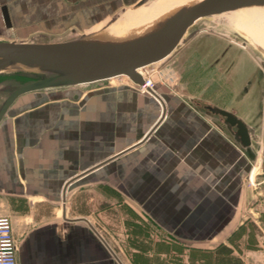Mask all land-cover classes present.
Wrapping results in <instances>:
<instances>
[{
    "label": "crops",
    "instance_id": "obj_1",
    "mask_svg": "<svg viewBox=\"0 0 264 264\" xmlns=\"http://www.w3.org/2000/svg\"><path fill=\"white\" fill-rule=\"evenodd\" d=\"M124 1L0 0V30L12 35L18 28L43 35L71 27L88 31ZM224 58L208 68L215 100L203 92H177L169 84L158 87L164 112L157 100L123 84H90L77 99L69 92L19 96L0 121V215L11 220L17 264H118L89 223L95 204L113 202L109 194L137 203L167 231L178 225L172 220L197 211L208 192L233 194L248 162L191 101L205 98L233 112L240 108L247 119L257 112L256 82L249 80L242 93L230 84L220 88L228 66L243 57ZM166 70L162 75L168 80L172 72ZM225 95H231L227 102ZM60 203L65 208L56 213Z\"/></svg>",
    "mask_w": 264,
    "mask_h": 264
},
{
    "label": "rangeland",
    "instance_id": "obj_2",
    "mask_svg": "<svg viewBox=\"0 0 264 264\" xmlns=\"http://www.w3.org/2000/svg\"><path fill=\"white\" fill-rule=\"evenodd\" d=\"M156 1L158 0H147L144 3L145 8ZM130 3L131 0H125L120 4V9L117 8L112 13L116 16L128 12L132 7ZM124 6L126 8H123ZM142 9L144 8L139 10ZM263 11L264 9L252 7L229 14L198 18L187 28L179 44L165 59L139 68L138 71L143 76H150L154 82L151 93L142 92L139 86L125 75L82 86L56 87L33 92L40 93L43 97H55L66 92L78 93L81 96L90 84L105 87L123 84L157 100L160 110L164 112L165 100L158 87L163 88L169 84L174 85L177 92L183 91L193 95H201L203 92L206 99L215 100L217 91H211L214 85L208 68L215 60L221 58L222 61L223 57L226 59L228 55L231 57L230 61L232 57H236L235 60L238 56L243 58L228 66V78L222 82L220 88H226L227 84H230L235 89L234 92L240 90L242 93L243 87L248 83L251 85L256 82L261 87V99L258 101L260 107L248 119L256 128L252 136L256 159L249 161L245 157L248 163L233 194L223 198L208 192L203 203L197 204V211H188L187 218L172 220V225L174 222L178 225L170 231L161 228V224L152 219L137 203L125 199L122 201L121 198L109 194V198L114 199L113 202L95 204L89 223L107 242L109 253L118 264H264V56L247 39L249 37L264 47ZM251 13H255V16ZM248 20L251 22L248 23ZM2 29L5 32L7 30L6 27ZM87 29L88 27H71L60 33L44 35L38 32L29 34L20 28L13 35L7 34L8 30L6 33L0 30V39L61 41L80 37ZM224 64H227V60ZM215 66L217 68L219 64ZM166 69L173 73H168V80L162 75V72L167 73ZM257 72L261 76L258 80ZM31 80L33 76L29 72H0V103L10 89ZM225 96L227 102L231 95ZM205 98L194 97L191 101L213 105ZM237 103L239 102L232 101L231 104L237 109ZM243 104V101L240 102L241 106ZM240 110L238 108L235 113L240 114ZM252 169L255 175L250 179ZM61 208L64 209L65 204H58L56 213L61 211ZM61 215L66 218L62 213Z\"/></svg>",
    "mask_w": 264,
    "mask_h": 264
},
{
    "label": "water",
    "instance_id": "obj_3",
    "mask_svg": "<svg viewBox=\"0 0 264 264\" xmlns=\"http://www.w3.org/2000/svg\"><path fill=\"white\" fill-rule=\"evenodd\" d=\"M146 1L133 2L128 11L138 9ZM253 6L264 7V0L193 1L172 10L146 32L127 39L107 40L88 35L41 42L0 39V72L24 71L33 76V80L7 93L0 103V121L12 103L25 93L82 86L120 75L141 85L144 80L139 68L165 59L198 18ZM247 39L264 56V47ZM71 96L77 99L79 94L73 92ZM195 108L226 133L249 161L256 159L251 140L252 125L233 111L217 105H196Z\"/></svg>",
    "mask_w": 264,
    "mask_h": 264
},
{
    "label": "bare ground",
    "instance_id": "obj_4",
    "mask_svg": "<svg viewBox=\"0 0 264 264\" xmlns=\"http://www.w3.org/2000/svg\"><path fill=\"white\" fill-rule=\"evenodd\" d=\"M193 1L200 2L202 0H158L154 4L142 10H138L139 8L142 7L141 6L138 9L133 10V11H128L122 14H117L116 16L114 14L108 20H106L103 24H101L97 28H94L90 31L85 32L84 35L97 36V37L99 36L107 40L131 38V37L140 35L146 32L147 30H149L151 27H153V25L158 20H160L163 16H165L172 10L176 9L177 7L183 4H189ZM253 7L264 9V7H259V6H253ZM251 8L252 7H246V8H240V9H251ZM237 10H234V11H237ZM234 11H230V12L233 13ZM230 12H225V13L229 14ZM251 14L255 16L254 15L255 13H251ZM249 22L251 21L248 20V23ZM262 31L264 32V29H262ZM12 89H10L9 91H11ZM254 175H255V171L254 169H252L249 174L250 179H253Z\"/></svg>",
    "mask_w": 264,
    "mask_h": 264
},
{
    "label": "built area",
    "instance_id": "obj_5",
    "mask_svg": "<svg viewBox=\"0 0 264 264\" xmlns=\"http://www.w3.org/2000/svg\"><path fill=\"white\" fill-rule=\"evenodd\" d=\"M142 75V74H141ZM143 84L140 90L153 91L154 82L150 76H143ZM17 244L12 234L11 220L8 216L0 215V264H17Z\"/></svg>",
    "mask_w": 264,
    "mask_h": 264
},
{
    "label": "flooded vegetation",
    "instance_id": "obj_6",
    "mask_svg": "<svg viewBox=\"0 0 264 264\" xmlns=\"http://www.w3.org/2000/svg\"><path fill=\"white\" fill-rule=\"evenodd\" d=\"M81 1H84V0H81ZM258 78H261L259 72L256 73V80H258ZM259 80H260V79H259ZM196 105L199 106V107H204V106L211 105V104H208V103H205V102H201V101H196ZM219 107H220V106H219ZM222 108H223V107H222ZM234 113H235V112H234ZM235 114H236V113H235ZM238 116H240L245 122H247L248 124H250V123L248 122V119H247V118H245V117H243V116H241V115H239V114H238ZM250 125H251V124H250ZM255 132H256V128L254 127V132H253L252 135H254ZM252 135H251V140H252Z\"/></svg>",
    "mask_w": 264,
    "mask_h": 264
}]
</instances>
